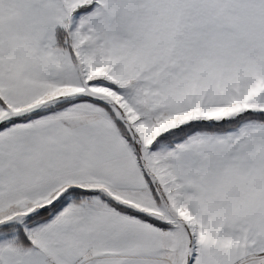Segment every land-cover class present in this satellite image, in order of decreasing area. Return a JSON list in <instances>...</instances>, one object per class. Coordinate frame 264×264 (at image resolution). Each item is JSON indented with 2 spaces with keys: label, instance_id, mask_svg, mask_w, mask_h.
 <instances>
[{
  "label": "snow or ice",
  "instance_id": "snow-or-ice-1",
  "mask_svg": "<svg viewBox=\"0 0 264 264\" xmlns=\"http://www.w3.org/2000/svg\"><path fill=\"white\" fill-rule=\"evenodd\" d=\"M0 264H264V0H0Z\"/></svg>",
  "mask_w": 264,
  "mask_h": 264
}]
</instances>
